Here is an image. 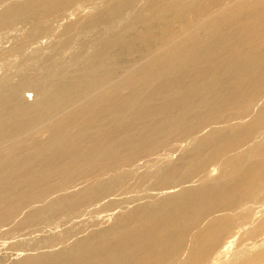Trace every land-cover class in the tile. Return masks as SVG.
Segmentation results:
<instances>
[{
    "label": "bare ground",
    "instance_id": "6f19581e",
    "mask_svg": "<svg viewBox=\"0 0 264 264\" xmlns=\"http://www.w3.org/2000/svg\"><path fill=\"white\" fill-rule=\"evenodd\" d=\"M73 1L9 0L0 30L56 20ZM151 1L157 18L147 8L135 17L140 0H101L66 24L64 36L125 24L84 67L0 81V228L42 239L33 254L25 241L11 246L20 253L9 264H264V0ZM219 164L228 176L211 179ZM146 181L147 200H121ZM90 211L118 213L80 238L45 235ZM241 239L249 245L229 256Z\"/></svg>",
    "mask_w": 264,
    "mask_h": 264
},
{
    "label": "rangeland",
    "instance_id": "374dc122",
    "mask_svg": "<svg viewBox=\"0 0 264 264\" xmlns=\"http://www.w3.org/2000/svg\"><path fill=\"white\" fill-rule=\"evenodd\" d=\"M7 1H9V0H0V10L2 11V10H4L8 5H9V3L10 2H12L13 0H10V2L9 3H6ZM19 1H23V0H19ZM19 1H17V0H15V1H13V2H16V3H20ZM79 0H74L73 1V3L66 9V11L63 13V14H61L59 17H57L56 18V20H49V21H40L41 23H34V26H33V23L32 22H27V23H23V24H19V25H17V26H15V27H13V29L12 28H5V29H1L0 30V81H3V82H6V81H8V80H11L12 82H14V80L15 81H17L18 79H19V77L24 73L25 75H28V76H30L29 74H32L31 76L33 77V76H37V74L39 75V73H41V74H43V72H44V74H46V73H50V72H52V71H58V72H65V73H67V72H69L71 69L73 70V69H80V68H82V67H84L85 66V64H84V62L86 63V61H87V58L89 57V55H91L93 52L92 51H94L95 49H96V45L97 44H99V43H101L102 42V40L104 39V38H107L108 36L110 37V36H112V35H114V32H115V35L116 34H122V35H124V32H123V29H121V28H124V25L125 24H122V25H120V26H118V27H116V28H112V29H106V30H104V32H102V34L100 33V34H97L96 32H91V31H89V29H80L79 31H77V32H74V34H71L72 36H64L63 35V33L61 32L62 31V29L64 28V26L66 25V24H68V23H70V22H76V21H78L79 19H81L82 18V20H84V19H87L88 17H89V15H91V14H93L94 13V11L96 10V7H98L99 5H101V0H80L79 2H78ZM89 1H90V3H89ZM97 1V2H96ZM100 1V2H99ZM106 1H110V0H104V2L103 3H105ZM143 1V2H142ZM140 0V2H139V5H138V7H137V9H136V11H135V14L134 15H136L135 17H140V15L142 16V17H144L145 16V14L144 13H146L147 15H153V16H151L152 18H157V13H158V11H157V9H156V7H153V4H152V1L150 0V2L148 3V5H146L147 4V0ZM146 1V2H145ZM149 1V0H148ZM153 1H156L157 2V0H153ZM160 1V0H159ZM168 1L172 4V5H175V3H178V1L177 0H161L160 1V5L161 6H163V5H165V4H163V3H166V5L165 6H163V7H166L167 6V3H168ZM172 1H173V3H172ZM2 2H4V4L2 3ZM13 2H12V4H13ZM76 2H77V4H78V6L76 5L75 7H73L74 6V3L76 4ZM100 3V4H97V3ZM142 2V3H141ZM96 3V4H95ZM144 3V4H143ZM170 3L168 4V6L167 7H169L170 6ZM11 4V3H10ZM15 4V3H14ZM105 4H107V3H105ZM151 8H150V7ZM91 7V8H90ZM143 8H147L148 10V12L145 10V12L143 13ZM152 8H154L153 10H152ZM94 10V11H93ZM139 11H141V12H139ZM153 11V12H152ZM152 12V13H151ZM138 13V14H137ZM141 13H143V14H141ZM63 15V16H62ZM146 15V16H147ZM77 17V18H76ZM148 17H150V16H148ZM70 19V20H69ZM68 20V21H67ZM53 21H55L54 23H55V25H54V23H53ZM65 21V22H64ZM49 22V23H48ZM29 23V24H28ZM47 23V24H46ZM30 24H32V26L30 25ZM35 24H37V26L35 25ZM38 24H39V26H38ZM37 28H36V27ZM42 26H44V27H42ZM56 26V27H55ZM175 26V25H174ZM177 26V25H176ZM20 27V28H19ZM26 27H27V29H26ZM30 27H33V29L32 28H30ZM45 27H47V30H46V28ZM16 28V29H15ZM26 30H25V29ZM38 28H40V29H42L43 30V32L42 33H40L41 32V30L39 29V31H37L38 30ZM11 29V30H10ZM51 29V30H50ZM54 29H55V32H54ZM116 29V30H115ZM32 30H34V31H36V32H38V33H36V32H31ZM83 30H85V31H83ZM87 30V31H86ZM23 31V32H22ZM27 31H29V32H31L32 34H30L29 32H27ZM45 31V32H44ZM112 31V32H111ZM60 32V33H59ZM85 32H87V33H85ZM105 32H107L108 34V36L106 37V34H105ZM110 32V33H109ZM6 33V34H5ZM30 34V35H28V34ZM34 33H35V35H34ZM47 33V34H46ZM53 33H55V35L53 36L52 34ZM95 33H96V35H95ZM38 34V35H37ZM51 35V37L49 36V35ZM90 34V35H89ZM93 34V35H92ZM9 35V36H8ZM23 35V36H22ZM27 35V36H26ZM35 36V38L33 37V36ZM85 35V36H84ZM87 35V36H86ZM90 37H89V36ZM122 35H120V36H122ZM28 36H30L31 38H33V41L31 42V44H30V47L26 50V51H21V52H19L18 50H16L22 43H23V41L28 37ZM41 36V37H40ZM99 36V37H98ZM50 37V39H47V38H49ZM62 39H61V38ZM64 37H66V38H64ZM75 37H76V40H75ZM44 38V39H43ZM46 38V39H45ZM51 38H53V41H52V39ZM57 38V39H56ZM79 38V39H78ZM94 38V39H93ZM99 38H101V39H99ZM61 39V40H60ZM65 39V40H64ZM71 39V40H70ZM86 39V40H85ZM90 39V40H89ZM98 39V40H97ZM55 40V41H54ZM78 40V41H77ZM82 40H84V41H82V43H81V41ZM88 40V41H87ZM39 41V42H38ZM40 41H42V43L40 42ZM50 41H52L51 43H50ZM63 41V42H62ZM65 41V42H64ZM67 41V42H66ZM75 41V42H74ZM80 41V42H79ZM94 41V42H93ZM38 43V45H37V43ZM74 44H73V43ZM78 42V43H77ZM90 42V43H89ZM93 42V43H92ZM54 43V44H53ZM60 43V44H59ZM72 43V44H71ZM85 43V44H84ZM34 44V45H33ZM45 44V45H44ZM56 44V45H55ZM63 44V45H62ZM96 44V45H95ZM10 45V46H9ZM53 47H52V46ZM59 45V46H58ZM70 45V46H69ZM78 45V46H77ZM83 45V46H82ZM18 46V47H17ZM31 46H34V47H32L31 48ZM49 46H51V47H49ZM92 46V47H91ZM48 47L50 48V50L48 49ZM59 47V48H58ZM74 47H76V48H74ZM41 48H42V50H41ZM44 48V49H43ZM46 48V49H45ZM56 50V52L54 51V49ZM64 48V49H63ZM72 48V49H71ZM74 48V49H73ZM77 48H79V49H77ZM88 48V49H87ZM48 49V50H47ZM60 50H62V51H60ZM74 50L76 51V52H74ZM77 50H79V51H77ZM16 51V52H15ZM18 51V52H17ZM29 51V52H28ZM39 51H41V52H39ZM50 51V52H49ZM68 51V52H67ZM69 51H70V53H69ZM83 51V52H82ZM88 51V52H87ZM6 52V53H5ZM23 52H24V54H23ZM33 52H35V53H33ZM36 52H38V53H36ZM44 54H43V53ZM49 52V53H48ZM59 52H61V53H59ZM90 52V53H89ZM28 53V54H27ZM40 53H42L41 54V56H40ZM56 53V54H55ZM58 53L59 54H61L60 56H58ZM65 53H68V54H65ZM81 53V54H80ZM115 53H120V54H122V47H121V45H120V47L119 48H117L116 50H115ZM26 54V56H24ZM30 54H31V58L29 57L30 56ZM35 54V55H34ZM37 54V55H36ZM47 54V56L45 57V55ZM49 54V55H48ZM3 55V56H2ZM17 57H16V56ZM27 55H28V57H27ZM54 55V56H53ZM64 55H66V57H64ZM21 56H22V58H21ZM62 56V57H61ZM34 57V58H33ZM43 57V58H42ZM57 57V58H56ZM68 57V58H67ZM69 57H70V59H69ZM84 57V58H83ZM4 58V59H3ZM6 58H8V59H6ZM10 58H11V60H10ZM28 58V59H27ZM79 58V59H78ZM1 59H2V61H1ZM31 61H33V62H31ZM38 59V60H37ZM40 59V60H39ZM62 59H64V60H62ZM69 59V60H68ZM72 59V60H71ZM83 61V62H80L81 60ZM14 60V61H13ZM19 60V61H18ZM58 62H57V61ZM75 60V61H74ZM80 60V61H79ZM5 61V62H4ZM18 61V62H17ZM47 61V62H46ZM52 61V62H51ZM67 61V62H66ZM75 63H74V62ZM76 61H79L78 63L76 62ZM21 62V63H20ZM39 62H40V64L41 65H39ZM17 63V64H16ZM47 63V64H46ZM64 63V64H63ZM71 63H74L73 65H71L70 66V64ZM23 66H22V65ZM46 64V65H45ZM60 65L59 67H61V69L58 67V65ZM68 66H67V65ZM76 64V65H75ZM13 65V66H12ZM27 65V66H26ZM31 65H32V67H31ZM22 66V67H21ZM39 66H42L41 68L39 67ZM56 66V67H58V68H56V70H55V68L54 67ZM10 67V68H9ZM24 67V68H23ZM27 67V68H26ZM31 67V68H30ZM33 67L35 68V69H33ZM37 67V68H36ZM64 69H63V68ZM24 70V71H22V69ZM40 68V69H39ZM46 68V69H45ZM66 68V69H65ZM14 69V70H13ZM19 69V70H18ZM16 70V71H15ZM21 70V71H20ZM27 70V71H26ZM30 70H31V72H30ZM33 70H34V72H33ZM65 70V71H64ZM13 71V72H12ZM20 71V72H19ZM26 71V72H25ZM50 71V72H49ZM28 72H30V73H28ZM33 72V73H32ZM39 72V73H38ZM16 75V76H15ZM8 76V77H7ZM13 76V77H12ZM15 76V77H14ZM2 78V79H1ZM18 78V79H17ZM7 79V80H6ZM26 96H28L29 97V101L30 102H34V100L36 101V100H38L40 97L38 96V95H36L35 93H33V92H27L26 93ZM38 96V97H37ZM258 142V141H257ZM260 143V142H259ZM187 144L188 143H186V144H182L183 145V147H181L182 145H180V147L179 148H177V150L179 149V150H181L182 148H184L185 146H187ZM181 148V149H180ZM176 150V151H177ZM179 150H178V152H175V153H173V155H174V157H177L178 156V154L180 153L179 152ZM158 156H162V154L161 155H157V156H155V159H153V160H151V162H145V161H141L140 163H139V165H137V166H135V168H134V170H136L137 169V167H140L141 166V168H138L136 171H134L133 170V174L132 175H138V174H140V173H142V172H144V170H146L147 169V167H148V169L150 168V169H153L154 170V168H155V166L154 165H156V164H158V163H160L161 161L163 162V160H162V158H160V159H156ZM156 160V161H155ZM159 160H161V161H159ZM154 164H153V163ZM155 162H156V164H155ZM224 165V166H223ZM227 166H228V164H226ZM150 166V167H149ZM227 166H225V164H219V165H217L216 166V168H214V167H212L211 168V172L209 173V177L211 178V179H213V178H215V177H217L218 175L219 176H221V174H222V176H223V178H225V177H227L228 176V174L227 173H229L228 171H229V169H228V171H227V169L226 168H228ZM218 167H221V168H218ZM217 169H221V170H217ZM142 170V171H141ZM224 170V171H223ZM141 171V172H140ZM223 172H225L224 173V175H223ZM136 173V174H135ZM211 174V175H210ZM221 176V177H222ZM226 179V178H225ZM147 183L143 186V188H142V190H139V192H138V190H133V191H129L130 192V194H129V192H127V194L126 195H124V196H122L121 197V200H126L127 198H129V199H131L132 200V198H133V200H132V202L133 203H130L129 204V206H134L135 205V201L138 203V201H140V199H142L143 201H145V200H147L146 198H145V200H144V196H146L147 195V193H153V192H148V191H145V190H147L146 188H147V186L149 185L148 183H149V181H146ZM134 183V181H132V184ZM145 188V189H144ZM144 189V190H143ZM138 192V193H137ZM142 192H145L146 194H144V193H142ZM136 193V194H135ZM134 194V195H133ZM139 194H141V196L139 195ZM132 197H131V196ZM140 196V197H138V196ZM124 197V198H123ZM142 197V198H141ZM140 198V199H139ZM123 200V201H124ZM140 202H142V201H140ZM132 204H134V205H132ZM94 210H96L97 211V209H94ZM96 211H92V212H96ZM119 211V210H118ZM123 211V210H122ZM91 212V211H90ZM90 212H87L88 214L86 215L85 213V216L84 215H79V214H72V216L70 215V216H67V217H65V218H63V219H65V220H63V219H61V220H57L56 222L54 221V222H52L51 224H50V226H48L47 228H45V235H49V236H51V237H54V238H62V239H64V240H66L67 241V238H68V234L70 233V234H73V238L74 237H78V238H80V237H82V236H84V235H87L89 232H91L95 227H94V225H95V221H99V222H101L105 227L106 226H110V225H112V220H113V216L116 214V213H118V212H114V213H110V214H108V213H102V214H99V213H90ZM90 213V214H89ZM77 215V216H76ZM100 215V216H99ZM108 215V216H107ZM75 216V217H74ZM82 216H84L83 218H82ZM90 216V217H89ZM98 216V217H97ZM105 216V217H104ZM110 216H111V218H110ZM68 217H69V219H68ZM71 217V218H70ZM73 218V219H72ZM76 218H78V219H76ZM95 218V219H94ZM67 219V220H66ZM70 219H72V221L73 220H75L74 222H72ZM99 219V220H98ZM94 221V222H93ZM66 222H67V224H66ZM69 222V223H68ZM57 223V224H56ZM60 223V224H59ZM65 223V224H64ZM89 223V224H88ZM94 223V224H93ZM70 224V225H69ZM73 225V226H72ZM90 226H92V227H90ZM9 226H4V227H2V228H0V233L4 236H2L1 234H0V259L1 260H3V261H5V262H7V263H5V264H9V262H12L13 260H15V258H18V256H19V254L18 253H20V252H18L17 250H12L10 247L11 246H17V245H19V244H21L22 242H24L25 241V243H26V246H28L29 247V249L28 250H30V253L31 254H33V253H36L37 251H36V249L38 248V246L40 245V243H42V239H41V235H39V234H35V233H32L31 231L29 232V230H27V231H25L24 233L22 232L21 234L19 233V234H16V233H14V235H13V233L11 232V230H9V229H7ZM10 228V227H9ZM73 228V229H72ZM88 228V229H87ZM96 228H97V226H96ZM4 229H5V233H4ZM49 229V230H48ZM71 229V230H70ZM10 231V232H8V231ZM68 230V231H67ZM70 231H72V233L70 232ZM7 232V233H6ZM63 232H66V233H63ZM11 235H9V234ZM5 234V235H4ZM61 234H63V235H61ZM69 234V235H70ZM77 234V235H76ZM84 234V235H83ZM54 235V236H53ZM60 235V236H59ZM66 235V236H65ZM75 235V236H74ZM19 236H21L20 237V239H19ZM8 237V238H7ZM16 237V238H15ZM17 237H18V239H17ZM23 237V238H22ZM26 239H25V238ZM12 238V239H11ZM31 238V239H30ZM66 238V239H65ZM2 239V240H1ZM30 240V241H29ZM70 240V239H69ZM68 240V241H69ZM18 241V242H17ZM27 241V242H26ZM33 241V242H32ZM242 241H244V243L242 242ZM248 240L246 239H241V240H239V242L237 241V242H235L232 246H231V248H230V250H229V252H228V255L229 256H232V255H237V253L239 252V250L240 249H242L243 247H245V245H249L248 243H250V241L249 242H247ZM252 242V241H251ZM240 243H242V245H240ZM247 243V244H246ZM9 244H11V245H9ZM28 244H30V245H28ZM244 244V245H243ZM35 245V246H34ZM239 247H238V246ZM2 246V247H1ZM235 249V250H234ZM29 252V251H28ZM28 252H25L24 254H28ZM29 253V254H30ZM18 254V255H17ZM8 257V258H7ZM225 258V257H224Z\"/></svg>",
    "mask_w": 264,
    "mask_h": 264
}]
</instances>
